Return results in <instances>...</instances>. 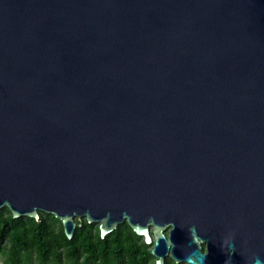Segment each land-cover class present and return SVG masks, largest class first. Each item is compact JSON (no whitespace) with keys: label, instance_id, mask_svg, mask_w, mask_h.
Listing matches in <instances>:
<instances>
[{"label":"water","instance_id":"95a60500","mask_svg":"<svg viewBox=\"0 0 264 264\" xmlns=\"http://www.w3.org/2000/svg\"><path fill=\"white\" fill-rule=\"evenodd\" d=\"M3 207L264 264V0H0Z\"/></svg>","mask_w":264,"mask_h":264},{"label":"trees","instance_id":"16d2710c","mask_svg":"<svg viewBox=\"0 0 264 264\" xmlns=\"http://www.w3.org/2000/svg\"><path fill=\"white\" fill-rule=\"evenodd\" d=\"M6 212L14 223L19 221L18 218L12 217L8 208L4 207L0 209V229L3 221L1 217ZM21 219H23L22 224L36 227L31 237L33 250L38 252L40 258L44 256L42 252L46 250L49 260L54 264L62 262L64 264L154 263V256L149 250L150 246L144 242L143 237L133 232L126 221L119 223L112 232L101 238L97 224L88 223L82 219L77 222L72 238L68 239L63 232L61 221L52 214L42 213L39 219L27 216ZM4 224L8 223L4 221ZM10 224L13 225V223ZM62 240L64 260H62L61 252L58 251V245ZM79 258L81 260L78 262ZM40 263L42 264L43 260Z\"/></svg>","mask_w":264,"mask_h":264},{"label":"flooded vegetation","instance_id":"af4514ba","mask_svg":"<svg viewBox=\"0 0 264 264\" xmlns=\"http://www.w3.org/2000/svg\"><path fill=\"white\" fill-rule=\"evenodd\" d=\"M42 213H45V212L39 211L38 212L39 216L42 215ZM21 217L24 218L26 216L18 217L19 221H17V223H14V221L11 219V217L8 216L7 212L4 215H2V217H1L3 221L1 223V229H0V264H41L40 263L41 260H43L42 264H54L49 260L46 250L42 252L44 254V256L41 258L38 256V252L33 250V245L31 244V237H33L32 233L36 227H34L32 225L22 224L21 220H23V219H21ZM82 219H84V218H82ZM82 219H80V220H82ZM75 220H76V224L78 221H80L77 219H75ZM4 221L7 222L9 225L8 224L5 225ZM10 223H13V225H11ZM94 223H96V222H94ZM96 224L98 226V223H96ZM150 229H151V227H150ZM167 232H168V228H166L164 230L165 234H167ZM54 235H58V234H54ZM151 235H152V232H151ZM59 237L61 240L60 235H59ZM152 244L153 243L149 244V246H150L149 250H151ZM58 246H59L58 251L61 252L62 260H64L63 240L61 241V243ZM201 251L204 254L208 252L207 242L204 241L201 243ZM79 260H81V258L78 259V262H79ZM154 260H155V258H154ZM172 261L175 264H186L185 261H180V262L176 263L173 260V258L171 257L170 249H169L168 253L164 257V263L165 264H172ZM61 264H64V263L62 262Z\"/></svg>","mask_w":264,"mask_h":264},{"label":"rangeland","instance_id":"374dc122","mask_svg":"<svg viewBox=\"0 0 264 264\" xmlns=\"http://www.w3.org/2000/svg\"><path fill=\"white\" fill-rule=\"evenodd\" d=\"M172 264H175V263L172 261Z\"/></svg>","mask_w":264,"mask_h":264}]
</instances>
